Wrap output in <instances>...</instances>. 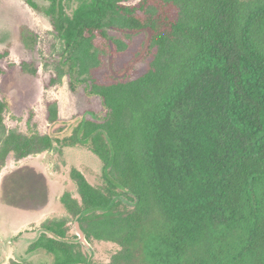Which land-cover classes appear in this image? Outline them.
I'll list each match as a JSON object with an SVG mask.
<instances>
[{
  "label": "trees",
  "instance_id": "obj_1",
  "mask_svg": "<svg viewBox=\"0 0 264 264\" xmlns=\"http://www.w3.org/2000/svg\"><path fill=\"white\" fill-rule=\"evenodd\" d=\"M17 1L49 20L70 77L86 76L76 83L104 116L61 139L9 132L0 163L55 145L97 157L105 184L72 170L80 201L65 193L60 202L88 243L117 247L107 264H264V0ZM110 31L144 38L141 77L93 78L126 49ZM5 109L0 100V129ZM39 233L30 251L48 264H88L65 222Z\"/></svg>",
  "mask_w": 264,
  "mask_h": 264
},
{
  "label": "rangeland",
  "instance_id": "obj_2",
  "mask_svg": "<svg viewBox=\"0 0 264 264\" xmlns=\"http://www.w3.org/2000/svg\"><path fill=\"white\" fill-rule=\"evenodd\" d=\"M36 2L44 6V2ZM136 2L130 0L126 4ZM23 32L29 40L26 48L21 39ZM109 35L120 39L126 49L115 50L114 55L106 57L93 78L102 82L109 77H141L149 62L141 60L146 48L144 38L132 34L127 38L111 31ZM62 52V43L42 13L22 1L0 0V53L8 54L0 62V100L6 104L0 147L9 132L61 139L81 121L104 116L99 99L88 95L85 85L76 83L86 76L76 72L70 77L69 65L63 64L65 59L60 57ZM23 66L33 68L36 75L22 72ZM54 106L57 122L51 123L49 111ZM102 168L100 160L85 147L55 145L50 151L21 160L10 153L0 163V264L11 260L48 264L45 254L31 252L30 247L40 234V226L50 220L65 222L69 239L79 245L77 250L86 256L88 264H107L117 247L92 240L89 252L75 234L79 223L60 202L65 193L80 201L70 176L72 170L91 185L100 186L105 184Z\"/></svg>",
  "mask_w": 264,
  "mask_h": 264
},
{
  "label": "water",
  "instance_id": "obj_3",
  "mask_svg": "<svg viewBox=\"0 0 264 264\" xmlns=\"http://www.w3.org/2000/svg\"><path fill=\"white\" fill-rule=\"evenodd\" d=\"M75 234L78 238V241L80 244H82L89 252L91 251V248L89 246V243L86 241L85 239V235L84 233L81 231L80 227L79 226H76L75 227Z\"/></svg>",
  "mask_w": 264,
  "mask_h": 264
}]
</instances>
